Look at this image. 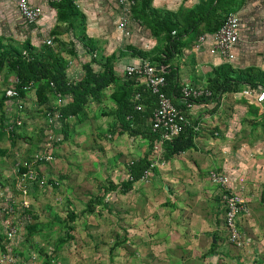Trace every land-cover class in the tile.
Here are the masks:
<instances>
[{"label":"rangeland","instance_id":"obj_1","mask_svg":"<svg viewBox=\"0 0 264 264\" xmlns=\"http://www.w3.org/2000/svg\"><path fill=\"white\" fill-rule=\"evenodd\" d=\"M151 2L137 0V8L146 11L142 26L101 44L84 33L82 16L73 15L65 23L64 29L81 40L88 59L116 67L117 80L62 123L47 119V110L58 106L47 80L17 88L11 63L0 66V188H13L27 162L33 175L24 181L28 197L16 190L19 200L28 203L27 209H19L29 218L23 230L26 264H229L234 247L250 246L242 228L241 246L219 230L210 204L216 194L210 170L202 171L189 154L166 158L156 153L148 136L120 123L113 94L128 86L121 57L136 56L135 51L161 56L167 34L177 36L186 24L188 10L158 9ZM202 2L197 0L187 14H196ZM221 5L222 0L213 6L218 23L227 12H219ZM57 33L48 34L37 49L43 56L53 53L67 68L77 52L60 42ZM49 38L53 46L45 45ZM9 88L19 93L20 112L5 95ZM14 120L20 124L12 125ZM153 154L154 160L159 157L157 165L146 177L131 180V162Z\"/></svg>","mask_w":264,"mask_h":264},{"label":"crops","instance_id":"obj_2","mask_svg":"<svg viewBox=\"0 0 264 264\" xmlns=\"http://www.w3.org/2000/svg\"><path fill=\"white\" fill-rule=\"evenodd\" d=\"M33 1L41 6L42 15L36 23L27 24L17 12V0H0V43L10 45L24 53V46L27 43L32 47L41 48L48 34L58 32V40L73 46L77 52V56L73 57L74 60L72 58L70 66L66 68V73L70 80H80L84 75L83 64L92 60L90 57L88 59V52L81 40H77L71 29H64L68 21L58 17L56 5H52L48 0ZM218 1L221 0H203L197 6L194 15L187 12L193 8L197 0H152L151 5L158 9L179 10V13L183 9L188 10L185 13L187 26L192 20H197L201 13L206 12L210 2L214 6ZM73 3L77 6H75L76 11L83 16L84 33L100 44L106 40L111 41L113 36L114 40L119 39L129 27L135 29L137 26H142L143 17L146 15L144 7L137 8L136 0L125 29H120L118 24L121 10L117 0H73ZM199 7H202V10ZM209 8H211L209 19L212 20L215 17L214 7ZM220 8L218 9L220 13L223 8H227L225 16L231 12L238 19L239 39L232 47L233 57L227 59L220 54L211 53V44L208 42L199 47L194 44L197 33L210 32L212 29L208 28L207 22L202 21L198 24L195 35L184 34L180 38L183 44L169 62L170 68L175 73L177 85L180 87L183 84H191L209 88L215 80L223 77L236 78L238 75L243 77L245 72L249 71L252 80L258 84L255 89L261 88V83H264V0H226ZM210 26H213L212 22ZM74 31L79 34L78 30ZM122 39L124 37H121ZM121 58L123 60L120 65L124 67L142 57L136 55L131 58L126 56ZM92 66L96 70L100 69V65L96 63L92 62ZM114 72L116 74L115 66ZM123 77L125 81L128 80L124 75ZM248 87L250 86L243 85L237 91L215 93L201 105L185 108L186 127L192 130L194 146L171 156L189 154L198 159L202 171L222 172L235 184L243 186L249 208L247 214L241 215L237 223L238 227L242 228L245 240L250 242V246L244 249L234 247L229 254V258L232 259L229 264H264V210L261 207L264 204V101L258 103L252 97L243 95V91ZM132 88L135 89L133 85ZM176 96L174 95L175 99ZM64 99L67 101L66 104L72 101L71 95H65ZM55 107L60 109L59 105ZM55 107L52 109L56 110ZM50 110H47L46 114L48 121ZM57 120L59 119L53 121ZM203 149L206 153H203ZM153 158L155 159L154 154L151 158L149 156V162L153 161ZM162 160L165 162L164 159ZM129 174L130 169L127 175ZM217 191L216 187V194L211 195L213 200L210 204L213 206L214 216L215 213L218 216L219 230L223 233ZM215 223H217L216 219ZM212 241L216 242L214 238ZM256 244L259 249H256ZM213 257L216 261V255ZM221 259L222 256H219L220 261Z\"/></svg>","mask_w":264,"mask_h":264},{"label":"built area","instance_id":"obj_3","mask_svg":"<svg viewBox=\"0 0 264 264\" xmlns=\"http://www.w3.org/2000/svg\"><path fill=\"white\" fill-rule=\"evenodd\" d=\"M61 0H48L49 3H59ZM121 10L119 28L125 29L129 17L132 15V8L136 0H117ZM17 12L25 23H36L42 15V8L33 0H17ZM239 39V24L234 13H228L215 31L201 33L194 39L196 46L203 43H210V52L220 54L222 57L230 59L233 57L232 47ZM46 45H53L52 39L45 41ZM25 54V52L23 53ZM171 64L155 63L148 58H139L135 62H130L123 67V75L132 82L135 87L131 96V103L135 112L144 111L146 108L145 100L152 98L150 115L142 124V130L148 135H153L154 149L156 153H161L165 142L171 141L183 131L187 125V118L184 115L185 108L194 105H201L204 100L210 99L213 92L208 87L193 86L191 84L180 85L178 95L173 99L165 92L166 79L165 73ZM33 84L30 82L28 88ZM51 86L53 87L52 83ZM149 95L146 99L144 95ZM6 97L14 102L15 108L20 112L22 104L19 100V93L16 88H9L5 92ZM58 105L64 103V96L55 91ZM246 97H252L255 102L264 101V89L246 88L243 91ZM56 108V107H55ZM49 121L59 119V109H51L48 113ZM127 115L126 119H130ZM16 119V118H15ZM12 125L20 124L14 120ZM156 158V156H155ZM42 159V158H41ZM40 159V160H41ZM159 157L149 163V167L144 171L141 178L146 177L151 168L157 165ZM132 163V162H131ZM23 167L26 171L20 172V180H16L13 188L8 185L0 188V264H26L28 260L22 256L24 241L23 230L28 226L29 218L19 213V209H27L28 203L25 199L19 200L16 190H21L22 194L28 197V186L24 181L32 179V169L30 164L25 163ZM132 180V176L129 174ZM211 181L216 185L217 202L222 213V230L226 237L236 246L242 245V235L238 227L237 220L248 212L247 199L244 197V188L241 184L234 181L222 172L212 170L209 174ZM20 214V215H19ZM19 215V216H18ZM21 217L22 220H18Z\"/></svg>","mask_w":264,"mask_h":264},{"label":"trees","instance_id":"obj_4","mask_svg":"<svg viewBox=\"0 0 264 264\" xmlns=\"http://www.w3.org/2000/svg\"><path fill=\"white\" fill-rule=\"evenodd\" d=\"M225 1L226 0H222V3ZM73 4V0H61L59 3H52V5H56L57 7L58 17L61 20L68 22L73 15L82 16L74 9ZM209 7H213L212 2H210ZM209 7L203 14L199 13L200 15L197 20H192L190 24H187V26L185 25L182 31H179L177 36L167 34V45L162 51L161 56H147L141 51H135L134 53H137V55L142 58H148L155 63H161L164 65L169 63L176 56L180 45L183 44V42L180 41V38L183 37L184 34L192 33L195 35L199 23L202 21L207 22L208 28H212L210 29V32L215 31L221 26L223 20L221 23H218V21H215V17L212 20L209 19V12L211 11V8ZM199 9L202 10V7H199ZM211 22L213 23V26H210ZM196 35L199 34L197 33ZM24 50L25 54L10 45L5 47L1 46L0 66L4 62L11 63L15 72L17 88L28 86L30 82L34 86V84L41 80H47L50 86L52 83L53 87L51 86V89L54 93L56 91L63 96L71 95L72 101L63 105L59 109V121L61 123L66 118L81 112L83 105L87 103L90 98L96 97L102 90L117 80L113 65L104 62L99 64L100 69L96 70L92 66V62L94 63L92 60L91 62L83 64L84 75L80 80H70L66 73V66L53 53L43 56L38 52L37 48L32 47L28 43L25 45ZM169 69L166 70L165 73L166 86L164 89L166 94L173 99L174 95H178L177 92L179 91V86L175 80V73L172 69L170 71ZM126 82L128 86L122 90V92L113 94V98L117 103V112L120 114V123L124 129L126 128L130 131L133 130V132L138 135L148 136L150 142L153 143L155 137L153 135H148L141 129L145 119L150 115V110L153 105L152 98L149 97L146 99L149 95L145 94V110L135 112L131 103V96L134 92L133 88L131 89V85L133 84L130 80H127ZM243 85H249L252 88L258 87V84L252 80L249 71L245 72V76L243 77L238 75L236 78L223 77L220 80H215L209 88L212 90L214 96L215 93L237 91L239 90V87ZM261 86L264 89V83H261ZM127 115H131V118L126 119ZM193 146L192 130L185 126L178 136L171 141L164 143L163 156L168 158ZM149 163L148 156L132 161L130 165V175L132 176L133 181L141 179L144 171L149 167ZM124 184L126 185V183Z\"/></svg>","mask_w":264,"mask_h":264}]
</instances>
